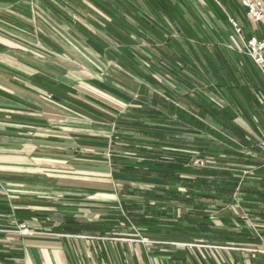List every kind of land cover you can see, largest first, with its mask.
<instances>
[{
    "label": "rangeland",
    "instance_id": "rangeland-1",
    "mask_svg": "<svg viewBox=\"0 0 264 264\" xmlns=\"http://www.w3.org/2000/svg\"><path fill=\"white\" fill-rule=\"evenodd\" d=\"M88 1L98 7L102 3V7L94 10V13L97 11L98 14H104V34L97 33L93 25L92 31L95 33L81 35L93 39H63L59 42L60 69L58 72L55 64V78L59 75L60 88L56 93L60 100H88L92 102L94 112L95 109H108L106 102L116 109L109 110L115 113L122 110L118 112L113 124L110 152L104 155L111 158L110 166L114 156L127 160L128 164L142 162L140 151L144 149L155 152L157 148L151 144L152 137L162 131L166 138L163 143L166 152H187L193 155V165L195 161L204 162L201 168L209 166L241 170L242 179L248 185L264 190V165H261L264 164V155H261L262 159H257L256 154L247 148L257 146L264 149V93L260 89L248 87L245 72L240 68L243 64L240 59L243 60L247 55L244 42L248 36L238 39L243 48L239 59L227 55L225 50L231 51L229 46L219 45L207 35L209 28L212 29L210 25L205 26L207 31L204 35L196 33V29H200L199 25L190 26L189 32L185 34L176 33L178 26L172 23L171 16V2L175 3L176 0ZM197 2L193 1L196 6L199 5ZM62 17L67 18V15ZM247 18L250 24L260 25ZM48 43L55 44V47L57 44L52 41ZM16 51L22 52L18 49L12 52L0 50V65L26 60L16 55ZM32 56L31 60H40L46 64V70H52V65L48 67L47 59L42 58L41 54L32 53ZM216 65L223 66L224 72H213ZM226 67L229 69L226 70ZM218 75H230L232 78L238 76L241 78L238 84L245 86L239 90L234 89V93L228 95L218 88L215 78ZM53 97L52 94L45 96L47 100H53ZM203 100L221 110H229L234 124L243 132L244 139L230 135L209 120L205 121L207 129L188 121V117H192L203 122L200 115V101ZM151 110L162 113L157 118ZM61 111L62 114L77 113L78 116L72 120L78 124L102 123V119L91 111V107L79 103L74 109L62 104ZM201 150L206 151L203 153L206 158L200 155ZM239 152L260 163L250 166L234 162L230 155ZM102 173L105 177L104 171ZM112 174L111 170L110 184L106 186L108 189L103 186V192L125 193L123 190L126 184L141 190L150 189L142 181ZM97 190L94 188V191ZM125 196L126 203L133 197H141L127 193ZM182 212L178 209V214L182 215ZM191 213L197 214L193 211ZM214 217L210 218L212 223ZM216 218L226 221L219 230L235 232L237 240H242L241 235L240 238L238 236L243 230L252 239H256L257 244L237 241L229 244L202 242L194 229L183 223L173 227L160 225L171 231L164 230L161 235L150 234V228L135 223L126 212L122 229L107 233L106 240L110 244L117 241L123 244L125 264H264V255L261 253L264 250V206L250 207L235 195L233 201L222 208ZM70 220L74 219L67 218L68 224L73 223ZM29 231L32 232L31 229ZM109 251L110 256L115 255L111 247Z\"/></svg>",
    "mask_w": 264,
    "mask_h": 264
},
{
    "label": "crops",
    "instance_id": "crops-1",
    "mask_svg": "<svg viewBox=\"0 0 264 264\" xmlns=\"http://www.w3.org/2000/svg\"><path fill=\"white\" fill-rule=\"evenodd\" d=\"M193 1L171 2L176 33L185 34L190 26L199 25L196 33L204 35L205 26L210 25L207 35L219 45L229 46L227 55L239 59L243 48L238 39L264 37L263 26L249 23L238 0H197V6ZM99 7L88 0H0V50L18 49L22 52L15 54L26 59L0 65V264H125L123 244H110L106 234L122 229L126 196L102 191L110 184L112 170L111 158L104 155L110 152L113 124L122 110L115 113L109 110L114 106L106 102L108 109L94 112L92 102L60 100L56 93L60 88L59 75L55 78V64L58 72L60 69L59 42L91 40L93 37L81 35L95 33L94 26L97 33L104 34V14L94 13ZM48 41L57 42L56 47L46 44ZM32 53L46 58L52 70H46L40 60H31ZM246 57L240 59V68L248 87L262 92L264 76ZM223 70L221 65L213 68L216 74ZM215 78L218 88L228 95L245 86L238 84V76ZM49 94L53 100L45 98ZM77 103L91 107L102 123L78 124L72 120L77 113L62 114V104L74 109ZM99 153L102 155H96ZM143 200L133 197L131 201ZM220 212L210 215L215 216L217 229L226 223L216 218ZM67 218H73V223L68 224ZM23 225L32 232L23 233Z\"/></svg>",
    "mask_w": 264,
    "mask_h": 264
},
{
    "label": "trees",
    "instance_id": "trees-1",
    "mask_svg": "<svg viewBox=\"0 0 264 264\" xmlns=\"http://www.w3.org/2000/svg\"><path fill=\"white\" fill-rule=\"evenodd\" d=\"M228 29L230 28L228 27ZM262 92L264 93V90ZM151 112L157 118L162 113L155 110H151ZM200 115L203 122H198L192 117H188V121L207 129L205 121L209 120L219 125L230 135L244 139L243 132L234 124L235 121L229 110H221L203 100L200 101ZM152 138L151 144H154L157 150L155 152L141 150L142 162L128 164L127 160L118 156H114L112 159L111 168L114 176L139 180L150 187L149 190H141L132 187L131 184L124 186L123 191L125 193L122 194H137L144 198L141 202L130 201L126 203V214L135 223L147 229L150 228V234L161 235L164 230L171 231L169 228H161L160 225L173 227L183 223L194 229L193 231L197 233L202 242L229 244L237 241L239 243L257 244V240L252 239L243 230L238 236L240 238L241 235L242 240H237L235 239V232L217 229L211 222L210 215L213 211L221 210L229 205L235 195L250 207L264 206V190L257 186L248 185V182L242 179L241 170L218 169L209 166L199 168L193 165V155L187 152H166L163 146L166 138L162 131L156 132ZM247 148L256 154L257 159L264 155L263 148L257 146ZM204 152L206 151L201 150L200 155L206 158L207 156L203 155ZM231 157L234 158V162L250 166H256L260 163L257 159L246 158L243 152L233 153L230 155ZM139 203L143 206V211ZM178 209L183 211L182 215L178 214ZM192 211L197 214L191 213Z\"/></svg>",
    "mask_w": 264,
    "mask_h": 264
},
{
    "label": "built area",
    "instance_id": "built-area-1",
    "mask_svg": "<svg viewBox=\"0 0 264 264\" xmlns=\"http://www.w3.org/2000/svg\"><path fill=\"white\" fill-rule=\"evenodd\" d=\"M241 5L246 9L247 16L255 24H260L264 27V5L261 0H240ZM233 26L238 34H241V29L236 23ZM247 55L251 58L254 64L259 68L264 76V37L260 38L253 35L244 42ZM196 166L204 167V162L195 161ZM24 233L29 234L30 231L26 226H21ZM264 255V250L261 252Z\"/></svg>",
    "mask_w": 264,
    "mask_h": 264
},
{
    "label": "water",
    "instance_id": "water-1",
    "mask_svg": "<svg viewBox=\"0 0 264 264\" xmlns=\"http://www.w3.org/2000/svg\"><path fill=\"white\" fill-rule=\"evenodd\" d=\"M261 1H262L263 5H264V0H261Z\"/></svg>",
    "mask_w": 264,
    "mask_h": 264
}]
</instances>
